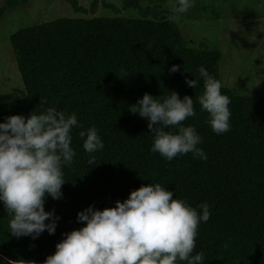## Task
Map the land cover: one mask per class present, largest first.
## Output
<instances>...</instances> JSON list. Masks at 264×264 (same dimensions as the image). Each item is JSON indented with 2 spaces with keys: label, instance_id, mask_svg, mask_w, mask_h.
I'll list each match as a JSON object with an SVG mask.
<instances>
[{
  "label": "trees",
  "instance_id": "trees-1",
  "mask_svg": "<svg viewBox=\"0 0 264 264\" xmlns=\"http://www.w3.org/2000/svg\"><path fill=\"white\" fill-rule=\"evenodd\" d=\"M66 1L79 13L93 14L101 3L114 13L134 8L139 16L58 17L10 35L26 95L0 104V123L12 115L46 113L49 107L75 114L78 123L70 133L76 155L71 165H62V198L46 195L45 211L60 217L55 233L14 236L12 217L0 201V264L44 263L65 233L85 226L77 220L79 212L115 207L151 183L199 214V205H209L210 219L200 222L192 253L203 252L202 264H264V94H241L222 85L221 93L230 99V131L216 134L196 98L204 92L200 67L220 81L218 50L188 45L166 16L170 10L143 7L140 0H123L122 7L92 0L88 8ZM14 2L0 7V15ZM173 65L179 71L171 73ZM186 79H195L196 88ZM172 91L194 100L196 115L182 125L196 129L206 160L188 153L168 161L152 152L155 137L148 119L130 111L145 93L162 102ZM93 127L104 147L91 154L96 160L89 164L86 136L79 133ZM166 131L178 134V128Z\"/></svg>",
  "mask_w": 264,
  "mask_h": 264
},
{
  "label": "clouds",
  "instance_id": "clouds-1",
  "mask_svg": "<svg viewBox=\"0 0 264 264\" xmlns=\"http://www.w3.org/2000/svg\"><path fill=\"white\" fill-rule=\"evenodd\" d=\"M168 7L173 16H178L192 4L191 0H176ZM169 71H179V65ZM199 73L204 92L196 99L210 114L212 131L226 133L230 131V99L221 93V82L204 67ZM186 83L194 89L197 86L195 79H186ZM130 111L148 119V128L155 137L152 152L168 161L188 153L207 159L198 147L202 140L196 129L182 125L196 115L192 97L181 99L172 91L161 102L145 93ZM77 123L75 114L68 116L55 107L42 114L33 112L29 117L12 115L0 123V201L12 217L9 227L14 236L35 239L45 230L55 233L60 217L54 210L45 211L46 195L55 200L62 198V165H71L76 155L70 146V133ZM170 127L178 128V134L166 131ZM79 136H86L83 148L90 154L88 163L94 164L96 158L91 154L104 147L97 129L81 131ZM173 196L159 183H151L132 191L123 202L116 201L115 207L98 210L89 206L77 216L85 226L65 233V239L44 264H202L203 252L195 256L192 253L200 222L210 219L209 205H199V214Z\"/></svg>",
  "mask_w": 264,
  "mask_h": 264
},
{
  "label": "rangeland",
  "instance_id": "rangeland-1",
  "mask_svg": "<svg viewBox=\"0 0 264 264\" xmlns=\"http://www.w3.org/2000/svg\"><path fill=\"white\" fill-rule=\"evenodd\" d=\"M7 1L0 0V7ZM91 1L78 0V3L88 8ZM104 1L117 7L123 5V0ZM15 2L0 15V104L26 95L9 41L19 28L58 17L139 16L134 8L114 13L101 3L95 13L84 14L76 12L66 0ZM170 2L176 0H140L143 7L165 11L169 10ZM191 4L184 14H166L177 23L187 44L197 47L203 43L219 51L221 85L236 88L241 94H264V0H192Z\"/></svg>",
  "mask_w": 264,
  "mask_h": 264
}]
</instances>
